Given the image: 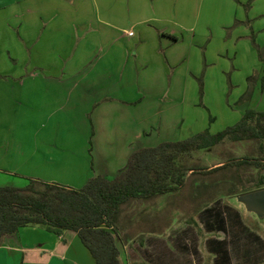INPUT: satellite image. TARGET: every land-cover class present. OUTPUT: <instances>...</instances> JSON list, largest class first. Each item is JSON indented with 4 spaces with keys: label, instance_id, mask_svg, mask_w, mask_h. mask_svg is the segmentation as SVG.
I'll return each instance as SVG.
<instances>
[{
    "label": "rangeland",
    "instance_id": "rangeland-1",
    "mask_svg": "<svg viewBox=\"0 0 264 264\" xmlns=\"http://www.w3.org/2000/svg\"><path fill=\"white\" fill-rule=\"evenodd\" d=\"M178 1L183 2L181 19H174L177 24H167L177 30L178 38H186L187 34L188 37L192 34L196 37L191 53L187 47L179 48V57L183 56L179 65L183 69L180 70L181 86H159L152 93L151 113L160 107L164 118L157 125L162 122L167 127V130H160L156 125L152 129L150 144L153 145L184 141L205 131L217 134L236 126L247 110L264 112V90L261 88L264 31H259L264 28V16H260L264 14V7L256 5L255 0H247L248 3L239 8V14L244 18L240 15L237 18L234 7L230 5L232 0ZM0 17V156L8 154V149L14 147H17V155L22 150L21 163L11 158L13 165L21 166L14 168L22 175L12 177L0 172V186L23 188L32 179L27 178L34 176L33 179L44 178L51 183L63 181L67 182L64 184L81 187L82 183H71L74 178L70 175L72 170L63 167V156L75 154L69 162L82 166V149L87 147V151L93 146L96 149L99 144L107 145L105 142L113 138L109 124L102 128V132H108L109 136L98 135L100 130L96 129L92 133L97 136H90L91 132L86 128L91 116L88 114V122L80 118L83 104L74 99H82V62L77 60V56L69 57L63 68L56 65L61 71L57 76L40 68L33 71L37 83H48L51 87L49 94L57 95V98L32 93V89L25 87H16L12 99L11 96L7 98L10 93L8 85L14 79L5 74L18 73L15 70V65H18L13 59L18 58L21 48L16 40L11 39L12 33L5 36L1 13ZM127 20V17L121 20L126 28L129 26ZM70 58L72 66L67 67L68 62L71 64ZM66 68L70 69L69 73L64 72ZM30 74L28 72L24 76ZM187 74L191 76V82L185 83ZM66 83H69V88L65 87ZM179 92L184 94L182 99L176 98L180 97ZM15 100L22 101L23 107L29 104L31 109L14 105ZM117 115L118 124L126 119L122 113ZM176 117H180L178 127ZM92 120L94 122L95 117ZM35 145H55L59 152L54 155V163L46 158L32 169L30 156L37 155L31 154ZM5 159L0 158L1 167H12ZM247 160H254L256 162L253 163L259 165L249 162L238 165L239 161ZM263 160L264 139L226 141L195 152L192 159L184 160L182 166L185 169L195 170H185L184 183L175 192L150 200H131L122 206L118 216L122 264H213L208 254L218 256L217 264H264V212L258 215L238 200L245 192L264 184ZM226 163L230 165L220 171L209 172ZM212 205L216 206L211 213L201 214L205 207L211 208ZM235 206L246 209L249 215L245 218L247 223L250 225L256 221L258 232L250 231L241 221L244 218ZM210 223L216 230L207 228ZM222 232H225L224 236ZM74 233L69 232L70 235ZM20 234L24 246L50 247L56 239L55 234L38 226L21 228ZM76 240L82 254L72 255L67 264H94L81 241ZM18 260L15 264H20Z\"/></svg>",
    "mask_w": 264,
    "mask_h": 264
},
{
    "label": "crops",
    "instance_id": "crops-1",
    "mask_svg": "<svg viewBox=\"0 0 264 264\" xmlns=\"http://www.w3.org/2000/svg\"><path fill=\"white\" fill-rule=\"evenodd\" d=\"M246 1L232 0L230 5L234 7L235 17L238 18L239 8L242 4L248 3ZM254 3L264 7V0H255ZM182 4L183 2L178 0H0L5 36L12 33L11 39L16 40L21 48L18 58L13 59L18 65H15L18 73L5 74L14 79V82L8 85L10 95L7 94V98L10 99L11 96L12 99L16 87L18 89L25 87L32 89V93L56 97L57 95L49 94L51 87L48 83L45 85L37 83L33 71L40 68L57 76L60 69L56 65L59 64V67L63 68L69 57L77 56V60L82 62V99L74 100L83 104L80 118L88 122V114L91 116L86 129L89 128L91 133H88L93 137L97 136L92 133L95 129L101 131H98V135L100 133V136H109L108 132H102V128L108 127V124L110 126L113 138L110 142H105L108 143L107 145L99 144L96 149L93 146V149L89 148L87 151V147L82 149L84 152L82 166L69 162L70 159L75 158V154L63 156V167L72 170L70 175L74 178L71 183L75 185L82 183L83 186L93 176L112 177L126 165L135 150L157 146L150 144L153 137L152 129L164 117L160 114V107L151 113L152 93L159 86L169 88L181 86L180 70L183 69L179 68V65L183 56L179 57V48L187 47L188 52L191 53L192 43L196 37L194 34L188 37L187 34L186 38H178L177 30L167 24H177L175 20L181 19ZM121 10H124V13L121 14ZM126 17L128 28L121 23ZM241 17L244 18L243 15ZM259 31H264V28ZM130 33L134 34L130 35ZM71 66L72 61L71 64L70 62L67 64V67ZM28 72H31L30 76H24ZM64 72L69 73L70 69L66 68ZM189 81L191 82V76L187 74L185 83ZM67 85L70 86L69 83L65 85L69 88ZM179 94L181 98L178 96L176 98L182 99L184 94L182 92ZM63 96L64 99H68L67 95ZM60 98L63 99L62 96ZM14 102V105H20L22 109L30 108L27 103L23 107L22 101ZM118 113L126 115V119L120 124H118ZM94 117L93 122L91 119ZM175 121L178 122L175 123L178 127L180 117H176ZM157 126L160 130L163 128L167 130L162 122ZM170 126L173 129V126ZM16 148L8 149V154L0 156L1 159L8 158L5 160H9L8 166H12L4 169L0 165V172L12 177L22 175L16 173L14 166L18 165H13L12 159L20 163L22 159V150L20 149L21 152L17 155ZM58 152L55 145L32 146L31 154L37 155L30 156L31 168L33 169L38 162L46 158L50 163H54V155ZM33 177L27 179L50 181L44 178L33 179ZM54 183L63 185L67 182ZM67 186L75 189L82 187ZM259 189H264V186L245 193ZM212 206L205 207L201 214L211 213L216 205ZM223 207L226 209L224 205ZM234 208L242 214L244 219L241 221L245 222L249 230L256 232V221L249 225L245 219L249 216L246 209L239 206ZM235 219L239 218L235 216ZM207 228L216 230L211 223ZM69 232L71 231L65 232L62 236L56 235L54 244L52 242L50 247L42 245L35 247L24 246L19 230L0 244V264H15L18 259L20 264L24 262L67 264L72 255L82 254V248L76 240L77 235L75 233L70 235ZM224 234L225 232H222V236ZM208 257L213 264L219 262L216 261L218 256L215 254H208Z\"/></svg>",
    "mask_w": 264,
    "mask_h": 264
},
{
    "label": "trees",
    "instance_id": "trees-1",
    "mask_svg": "<svg viewBox=\"0 0 264 264\" xmlns=\"http://www.w3.org/2000/svg\"><path fill=\"white\" fill-rule=\"evenodd\" d=\"M261 88L264 90V75ZM260 139H264V112L247 110L236 126L223 132L205 131L184 141L135 150L114 176H93L80 189L32 179L23 188L0 186V244L30 226L57 236L72 231L94 264H122L118 216L123 205L175 192L184 183L185 170L194 172V168L185 169L182 162L192 159L195 152L226 141ZM245 162L259 165L254 160L239 161L238 165Z\"/></svg>",
    "mask_w": 264,
    "mask_h": 264
},
{
    "label": "water",
    "instance_id": "water-1",
    "mask_svg": "<svg viewBox=\"0 0 264 264\" xmlns=\"http://www.w3.org/2000/svg\"><path fill=\"white\" fill-rule=\"evenodd\" d=\"M238 200L244 204L248 210L260 215L264 212V189L248 192L239 196Z\"/></svg>",
    "mask_w": 264,
    "mask_h": 264
},
{
    "label": "built area",
    "instance_id": "built-area-1",
    "mask_svg": "<svg viewBox=\"0 0 264 264\" xmlns=\"http://www.w3.org/2000/svg\"><path fill=\"white\" fill-rule=\"evenodd\" d=\"M130 35H133V33H130Z\"/></svg>",
    "mask_w": 264,
    "mask_h": 264
}]
</instances>
